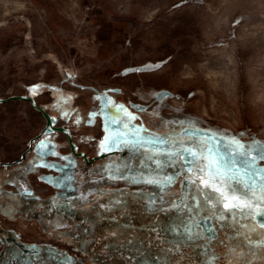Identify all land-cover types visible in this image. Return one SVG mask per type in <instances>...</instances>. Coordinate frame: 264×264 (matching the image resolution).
Wrapping results in <instances>:
<instances>
[{"label":"rangeland","instance_id":"374dc122","mask_svg":"<svg viewBox=\"0 0 264 264\" xmlns=\"http://www.w3.org/2000/svg\"><path fill=\"white\" fill-rule=\"evenodd\" d=\"M0 98V264H264L165 155L264 144V0H0Z\"/></svg>","mask_w":264,"mask_h":264},{"label":"snow or ice","instance_id":"6c2138e0","mask_svg":"<svg viewBox=\"0 0 264 264\" xmlns=\"http://www.w3.org/2000/svg\"><path fill=\"white\" fill-rule=\"evenodd\" d=\"M132 119L136 118L129 117V123L122 124V127H132ZM112 123L121 125L120 121L114 120ZM106 139L115 146L120 143H130L133 149L142 146L138 129L130 134L117 132ZM211 139V136L198 139L193 134L186 142H180L176 151L165 154L169 166L177 169L174 178L182 177L183 183L191 188L188 198L195 202L194 207L198 212L201 208L204 210L206 220H245L252 214L251 209L264 207V167L257 166L258 161H264V144L253 142L245 145L233 138L222 147L218 141L214 148L208 143ZM147 159L154 160V156ZM146 182L152 183L150 180ZM255 216L264 227V211L257 210Z\"/></svg>","mask_w":264,"mask_h":264},{"label":"trees","instance_id":"16d2710c","mask_svg":"<svg viewBox=\"0 0 264 264\" xmlns=\"http://www.w3.org/2000/svg\"><path fill=\"white\" fill-rule=\"evenodd\" d=\"M8 197L11 199L13 197V195H11V196L8 195ZM12 200L14 201V199H12ZM23 208L24 207H22L20 205L19 207H17V210H24ZM0 236H2L4 239H6V241L9 240L8 242L14 244L16 247L20 248L22 251H24V250L31 251V249H29V248L26 247V244L25 243H20V242L18 243L16 241H13L9 237H7L5 233H1V231H0ZM26 251H25V253H26ZM260 253H261L262 256H264L263 249H260Z\"/></svg>","mask_w":264,"mask_h":264},{"label":"water","instance_id":"95a60500","mask_svg":"<svg viewBox=\"0 0 264 264\" xmlns=\"http://www.w3.org/2000/svg\"><path fill=\"white\" fill-rule=\"evenodd\" d=\"M20 98H22L23 100H27V101H29V103L31 104V106L36 108V105H35V103H34V101H33L32 98L27 97V96H24V95L20 96ZM2 101H3V99L0 98V103H1ZM59 129H61V128H59ZM61 130L65 133V135H67V136L69 137V130H68V129H61ZM69 145H72V143H71L70 141H69ZM80 154H81V156H83L84 158H86V156H85V154H84L83 152H81ZM105 156H106L105 153H102V154L100 155L101 158H103V157H105Z\"/></svg>","mask_w":264,"mask_h":264},{"label":"bare ground","instance_id":"6f19581e","mask_svg":"<svg viewBox=\"0 0 264 264\" xmlns=\"http://www.w3.org/2000/svg\"><path fill=\"white\" fill-rule=\"evenodd\" d=\"M52 120V119H51Z\"/></svg>","mask_w":264,"mask_h":264}]
</instances>
